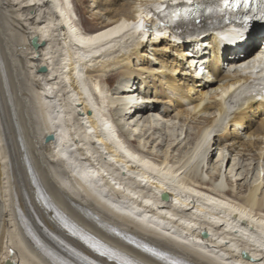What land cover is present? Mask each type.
Wrapping results in <instances>:
<instances>
[{
	"label": "bare ground",
	"instance_id": "1",
	"mask_svg": "<svg viewBox=\"0 0 264 264\" xmlns=\"http://www.w3.org/2000/svg\"><path fill=\"white\" fill-rule=\"evenodd\" d=\"M168 1L97 0L104 13L95 18L106 19L84 33L73 0H0V264H264V184L243 193L233 167L252 152L263 157L264 77L230 71L264 44V28L243 39L216 16L141 30ZM113 72L127 81L109 86ZM151 80L164 95L146 94ZM169 121L195 132L175 134ZM214 145L224 149L215 160Z\"/></svg>",
	"mask_w": 264,
	"mask_h": 264
},
{
	"label": "rangeland",
	"instance_id": "2",
	"mask_svg": "<svg viewBox=\"0 0 264 264\" xmlns=\"http://www.w3.org/2000/svg\"><path fill=\"white\" fill-rule=\"evenodd\" d=\"M127 1V0H126ZM129 1H131V0H129ZM73 2H74V5H75V9H76V21H75V23H76V26H78V28L82 31V32H84V33H88V32H91L92 30L94 31V30H97V28L99 29L100 28V21L102 20V19H106V16L105 15H100L101 17H102V19L100 18V19H97V18H95L98 14H97V12H101V11H103V9L102 8H98V6H96V3H97V0H73ZM92 2H94V5H93V3ZM125 2V1H124ZM100 9H101V11H100ZM96 13V14H95ZM104 13V11L101 13V14H103ZM99 18V17H98ZM4 21V24L6 25V23L8 22V20H3ZM13 27H11V29H10V31H11V33L14 35V31H13V29H12ZM15 30V29H14ZM92 31V32H93ZM186 48V47H185ZM149 51H148V56H150L149 58H150V60H152V59H154V56L152 55V54H154L153 53V50L151 49V47H149V49H148ZM135 61H137V59L136 60H134V62ZM153 62H156V61H153ZM137 63V62H136ZM135 65V64H134ZM153 67H157L158 68V64L157 63H154L153 64ZM199 72H202V70H204L203 68H198L197 69ZM112 74H114V75H111V82H109V86H111V87H113V86H115V84L118 82V80H126L128 77H126V75H124L123 73H117V75L115 74V72H113ZM123 74V75H122ZM121 77H123V78H121ZM125 77V78H124ZM180 77V76H179ZM120 78V79H119ZM127 81V80H126ZM140 81V79L138 80V82ZM136 82V85H139L140 83H137V81H135ZM151 82V83H150ZM149 82V84L150 85H146L147 86V89H146V94L147 95H150V98H153V95L156 97V98H158V96H160V94L161 95H164V89H162V88H158V87H156L155 88V86H157L155 83H154V80H151ZM144 85H145V83H144ZM87 87H90V86H87ZM92 88V86L89 88V90H91L90 91V93L93 95V97H94V99H92L93 101L95 100V102H97L98 100H100V98L98 97V95H97V93H96V90L95 89H91ZM151 88V89H150ZM152 88L155 90L154 92H155V94L154 93H152L151 91H149V90H152ZM158 88V90H160V91H163V94H162V92H160V91H156V89ZM93 90V91H92ZM107 90V89H106ZM111 91H113V90H111ZM93 92V93H92ZM89 93V94H90ZM159 93V94H158ZM92 97V98H93ZM150 101H152V99H149ZM160 100H161V97H160ZM163 100V99H162ZM94 102V103H95ZM99 102V101H98ZM97 102V103H98ZM97 103H95V104H97ZM160 105H162L163 106V103H161ZM160 108H162L161 106H160ZM21 110H22V108H21ZM107 111V110H106ZM23 112H24V109H23ZM108 112V111H107ZM106 112V113H107ZM110 112V111H109ZM154 116H156V117H158V115H157V113L155 112V114H154ZM159 119H157L158 121L159 120H161V121H159V122H162L163 120L161 119V118H163V117H158ZM164 119H167V118H165L164 117ZM166 122V121H165ZM168 122V121H167ZM166 122V123H167ZM162 124H164V122H162ZM170 124V125H169ZM173 124V125H172ZM175 124V125H174ZM168 126L169 127H171L170 129H172V132H174L175 134L176 133H182V135L184 136L185 135V133H184V131H186L187 130V128H189V126H187V125H185L184 127L182 126V123H174V122H170L169 121V123H168ZM173 126V127H172ZM176 126V127H175ZM183 129V130H182ZM193 130V131H191V130ZM152 131V130H151ZM189 132L187 133L188 135H189V133L190 132H195L194 131V128H189V130H188ZM173 133V134H174ZM156 136L155 137H157L158 139H159V136L160 137H164L165 135H157V134H155ZM187 135V139H186V141H184V143L185 142H187V140L189 141L192 137L191 136H188ZM191 135H193V134H191ZM174 137L176 138V136L174 135ZM160 139H162V138H160ZM160 139H159V141H160ZM136 145V144H135ZM135 145H133V146H135ZM167 145V144H166ZM129 146V145H128ZM153 147H154V145H153ZM129 148V147H128ZM214 148H215V145H214ZM217 148H219V149H217ZM130 150H131V148H129ZM221 149H223L222 147H220V146H217L216 145V148L214 149L215 151H214V160L216 159V157H217V155H218V153L221 151ZM155 151L157 150V149H154ZM224 150V149H223ZM231 154H233V153H231ZM251 154H253V152L252 153H250V155H248V156H245L244 155V160L242 159V158H236V159H238V165H233V167H235L236 169H237V167H239V169H241V170H238L237 172V174L239 175H241V176H238V177H243V176H245V178L244 179H242V180H239L238 181V183H241V185H242V187H243V193L245 192V188L247 187V186H249V187H251V185H253L254 183H256L257 181L259 182L260 180L263 182V184H264V154H263V157H261L260 159L259 158H257V156H254V157H252L251 156ZM227 156H229V158H228V161H227V165H226V169H227V171L229 170V168H230V164H231V161H232V158L231 157H236V155L234 156V155H227ZM256 157V158H255ZM149 159H151V160H153L151 157L149 158ZM243 161V162H241V161ZM240 161V162H239ZM240 163V164H239ZM241 164L243 165V166H241ZM240 167H243V168H240ZM234 168V169H235ZM223 169H225V166H224V168ZM260 170H262V177H259L257 174H258V172L260 171ZM229 172V171H228ZM228 172H227V174H228ZM229 180L230 179H234L235 177H233V174H229ZM257 176L259 177L258 179H257ZM257 179V180H256ZM235 180V179H234ZM229 182H231V180L229 181ZM254 182V183H253ZM236 184V185H235ZM234 184V186L235 187H238V184H237V182ZM242 193V194H243ZM236 200V202L239 200H237V199H235ZM240 202L242 201V200H239ZM38 203V202H37ZM38 205H39V203H38ZM263 213L262 214H264V211H262ZM73 220L75 221V222H77L74 218H73ZM78 223V222H77ZM128 243L129 244H131V245H134L132 242H130V241H128ZM128 253V252H127ZM145 264V263H144Z\"/></svg>",
	"mask_w": 264,
	"mask_h": 264
},
{
	"label": "snow or ice",
	"instance_id": "3",
	"mask_svg": "<svg viewBox=\"0 0 264 264\" xmlns=\"http://www.w3.org/2000/svg\"><path fill=\"white\" fill-rule=\"evenodd\" d=\"M224 4L228 3V0H222ZM259 2L262 5L261 8V14H260V19H264V0H259ZM244 7L247 8V0L244 2ZM211 11V9H209ZM63 226L68 229V231L73 235V236H79L81 240H83L86 244H88L92 249H94L96 252H99L102 256H107L111 259H117L118 254L114 252H110L107 247L102 244L99 240L95 239L91 235L85 234L81 229H78L74 224L69 223L67 220L63 221ZM73 253V255L79 256V253H76L74 250L69 249ZM61 264H71L70 261H62Z\"/></svg>",
	"mask_w": 264,
	"mask_h": 264
},
{
	"label": "water",
	"instance_id": "4",
	"mask_svg": "<svg viewBox=\"0 0 264 264\" xmlns=\"http://www.w3.org/2000/svg\"><path fill=\"white\" fill-rule=\"evenodd\" d=\"M31 43H32V46H33L34 48H38V47L40 46V43L37 41V37H33V38L31 39ZM46 68H47V67H44V66L41 67V71H46ZM53 138H54L53 136H49L46 140L49 141V140H52ZM162 197H163V199H165V200L168 199V195H166V194H164ZM205 235H208V234L205 233ZM243 254H244L245 257H247V255H246L245 252H244ZM11 262L14 264L13 261H11Z\"/></svg>",
	"mask_w": 264,
	"mask_h": 264
}]
</instances>
